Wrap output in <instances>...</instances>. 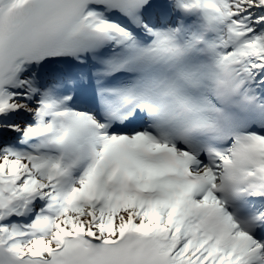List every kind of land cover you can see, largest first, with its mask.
Here are the masks:
<instances>
[{"label": "snow or ice", "instance_id": "obj_1", "mask_svg": "<svg viewBox=\"0 0 264 264\" xmlns=\"http://www.w3.org/2000/svg\"><path fill=\"white\" fill-rule=\"evenodd\" d=\"M0 264H264V0H0Z\"/></svg>", "mask_w": 264, "mask_h": 264}]
</instances>
